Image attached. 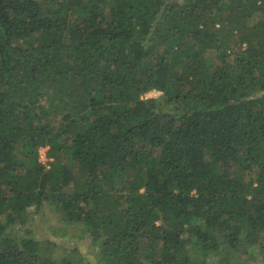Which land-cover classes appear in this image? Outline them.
<instances>
[{"label":"trees","instance_id":"1","mask_svg":"<svg viewBox=\"0 0 264 264\" xmlns=\"http://www.w3.org/2000/svg\"><path fill=\"white\" fill-rule=\"evenodd\" d=\"M45 205L92 264H264V0H0V264H78Z\"/></svg>","mask_w":264,"mask_h":264},{"label":"rangeland","instance_id":"2","mask_svg":"<svg viewBox=\"0 0 264 264\" xmlns=\"http://www.w3.org/2000/svg\"><path fill=\"white\" fill-rule=\"evenodd\" d=\"M150 97H154V95L150 94L148 98ZM46 149V146L38 149V159L44 164H47L49 159H43L39 155H44ZM62 161L70 162L68 159H62ZM23 229L25 231L32 230L36 238L42 239V244H46L48 240V248L54 255L69 254L78 264H92L98 256L99 251L96 246L98 247L99 243L90 240L85 226L82 223L65 224L60 222L51 214L47 205L43 206L39 213L32 214ZM50 240H53L52 244ZM70 246L73 247V250L70 249ZM242 262L262 264L259 258L252 255L243 256Z\"/></svg>","mask_w":264,"mask_h":264},{"label":"built area","instance_id":"3","mask_svg":"<svg viewBox=\"0 0 264 264\" xmlns=\"http://www.w3.org/2000/svg\"><path fill=\"white\" fill-rule=\"evenodd\" d=\"M150 94H152V95H154V96H158V95L161 94V92L158 91V90L152 89L151 91H149L148 93H146V94L144 95V97H149ZM39 156H40L41 158L43 157V159L46 158V157H45V154H44V155L40 154Z\"/></svg>","mask_w":264,"mask_h":264},{"label":"clouds","instance_id":"4","mask_svg":"<svg viewBox=\"0 0 264 264\" xmlns=\"http://www.w3.org/2000/svg\"><path fill=\"white\" fill-rule=\"evenodd\" d=\"M155 90H156V89H155ZM150 91H151V90H150ZM158 91H159V90H158ZM148 92H149V91H148ZM148 92H146V93H148ZM146 93H145V94H146ZM145 94H144V95H145ZM144 95H143V97H144ZM158 96H159V95H158ZM154 97H157V96H154ZM41 148H42V147H41ZM45 157H46V154H45ZM46 159H47V157H46Z\"/></svg>","mask_w":264,"mask_h":264}]
</instances>
